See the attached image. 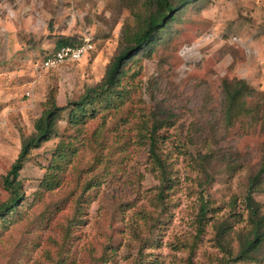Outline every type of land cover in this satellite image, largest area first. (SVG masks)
I'll return each instance as SVG.
<instances>
[{"label":"rangeland","instance_id":"rangeland-1","mask_svg":"<svg viewBox=\"0 0 264 264\" xmlns=\"http://www.w3.org/2000/svg\"><path fill=\"white\" fill-rule=\"evenodd\" d=\"M170 2L174 18L75 121V104L104 84L157 7L0 0V206L36 121L52 102L64 109L0 217V264H264V176L252 185L264 162V0ZM66 40L92 49L43 67ZM249 196L263 237L247 259Z\"/></svg>","mask_w":264,"mask_h":264},{"label":"trees","instance_id":"trees-1","mask_svg":"<svg viewBox=\"0 0 264 264\" xmlns=\"http://www.w3.org/2000/svg\"><path fill=\"white\" fill-rule=\"evenodd\" d=\"M149 1L157 7L156 10L152 12L144 21V25L141 26L139 30L128 39V43L132 45L115 59L111 68L107 72L104 84L98 86L95 89H89V92L85 95V97L80 102L75 104L76 106L72 109L71 114V118L73 120L79 121L82 118V115L86 114V110L89 108V105L91 104L95 96L109 94L110 91H108L107 88L115 84L117 76L122 73L120 69L122 68L125 61H127V59H129L132 55L131 52L136 53L144 49V47L154 39L156 33L166 27L165 24L167 23V21L174 18L173 13L177 10V8L171 4L170 0ZM67 45H69L68 40L63 41L59 44V48ZM242 87L243 86L240 84L236 88L237 90L235 92H229L227 97L229 101L228 112L232 110V107L238 95L240 94V91H242ZM98 88H100L101 90H97ZM63 110V108H59L54 102H52L51 107L48 108L44 115H42L41 118L36 121L35 135H32L31 137H28L24 140L18 159L13 163L8 174L4 178V186L11 193V199L9 203L0 206V217L5 215L6 213H11L16 208L21 196L17 178L19 176L20 170L23 168L25 157L28 155L31 149L37 148L40 146V144L49 141L52 134V126L55 116L59 111ZM152 135L153 134L148 136V139L150 141V146L153 153L157 143ZM263 176L264 162L257 175L252 179V185H256L259 179ZM246 205L248 209L251 210V219H254V222H252L255 224L256 229L253 232V239H248L244 242L240 257L250 259L253 257L255 252L258 250V247L262 243L263 236L262 234H260L262 218H259L258 209L256 208V205L251 196H249Z\"/></svg>","mask_w":264,"mask_h":264},{"label":"built area","instance_id":"built-area-1","mask_svg":"<svg viewBox=\"0 0 264 264\" xmlns=\"http://www.w3.org/2000/svg\"><path fill=\"white\" fill-rule=\"evenodd\" d=\"M86 50V46L62 48L56 53L47 56L43 61V67L55 68L68 60H79L85 54Z\"/></svg>","mask_w":264,"mask_h":264},{"label":"clouds","instance_id":"clouds-1","mask_svg":"<svg viewBox=\"0 0 264 264\" xmlns=\"http://www.w3.org/2000/svg\"><path fill=\"white\" fill-rule=\"evenodd\" d=\"M81 46H86V52L85 54L92 49V46L90 44V40H86L85 43H81V44H78V46L76 45H67V46H62L61 48H59L58 50H56L54 53H56L57 51H59L60 49L62 48H66V47H72V48H77V47H81Z\"/></svg>","mask_w":264,"mask_h":264}]
</instances>
